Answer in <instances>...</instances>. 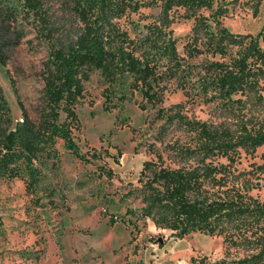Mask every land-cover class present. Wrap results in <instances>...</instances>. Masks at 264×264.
<instances>
[{
    "label": "rangeland",
    "instance_id": "obj_1",
    "mask_svg": "<svg viewBox=\"0 0 264 264\" xmlns=\"http://www.w3.org/2000/svg\"><path fill=\"white\" fill-rule=\"evenodd\" d=\"M69 1L46 0L43 16L50 29L56 30L49 38L42 19L25 13L21 0H0V9L14 10L16 19L10 18L8 61L0 64L7 130L23 121V107L32 120L40 116L49 55L80 32L81 23ZM214 9L220 11L221 25L234 34L255 37L264 27V0H214ZM160 12V4L142 6L118 24L131 39L142 40ZM202 13L210 17L213 11ZM186 14L180 9L170 27L181 54L195 23ZM210 24L214 29L215 22ZM155 38L151 35L150 40ZM260 45L264 48L262 39ZM150 51L158 62L162 103H149L136 89L124 100L112 94L108 101L109 84L100 71H93L84 81L83 98L76 106L79 126L73 130L85 160L58 139L50 153L40 156L41 163L36 162L39 174L34 183L20 161L18 176H0V264H216L252 252L249 244L241 241L232 246L224 235L195 232L177 238L140 215L141 198L135 190L144 163L156 160L158 150L166 164L175 167L167 160L169 147L195 138L177 119L169 120L170 115L179 112L189 120L225 122L234 128L252 122L258 111H263L259 118H264L254 93L243 97L241 104L225 106L212 92L201 90L198 73L206 55L190 60L193 67L191 74H185L184 88V79L169 78V55ZM65 120L63 114L61 121ZM262 164L264 146L253 154L242 151L233 169L249 173ZM255 181L257 187L250 194L262 201L264 181Z\"/></svg>",
    "mask_w": 264,
    "mask_h": 264
},
{
    "label": "trees",
    "instance_id": "obj_2",
    "mask_svg": "<svg viewBox=\"0 0 264 264\" xmlns=\"http://www.w3.org/2000/svg\"><path fill=\"white\" fill-rule=\"evenodd\" d=\"M21 2L22 10L39 16L49 38L53 37L56 30L50 29L52 26L43 16L46 0ZM70 4L81 23L80 32L68 45L54 48L49 55L45 64L44 107L39 118L32 120L23 107V121L14 130L5 129L2 110L6 102L0 89V176H18L20 161L34 183L39 174L36 162L41 163L40 156L50 153L58 139L68 151L85 160L73 130L79 126L76 106L83 98L84 81L93 71H100L109 84L108 101L112 94L124 100L129 91L136 89L149 103H162L158 62L150 49L169 55V78L184 79V88L185 74H191L193 67L190 60L206 55L198 73V84L204 93L212 92L225 106L241 104L243 97L254 93L258 110H264V48L260 45L261 39L264 42V27L255 37L230 32L221 25L214 0H70ZM154 4H160L161 12L158 21L149 26V35L142 40L131 39L118 20ZM180 9L195 22L183 54L170 31ZM206 10L213 11L210 17L202 13ZM13 12L0 9L1 65L8 61L10 18L16 20ZM210 21L215 22L214 29ZM16 34L20 42V35ZM151 35L156 38L150 40ZM144 45L146 49H142ZM262 112L258 111L249 124L237 128L225 122L189 120L179 112L170 115L169 120L177 119L195 133V138L169 147L167 160L175 167L167 165L158 150L156 160L144 163L135 190L141 198L140 215L177 238L200 232L224 235L232 246L242 241L252 247V252L243 258L216 264H264V200L250 194L257 187L255 179L264 181V164L249 173L233 169L242 151L253 154L264 146V118H259ZM63 114L65 121H61Z\"/></svg>",
    "mask_w": 264,
    "mask_h": 264
}]
</instances>
